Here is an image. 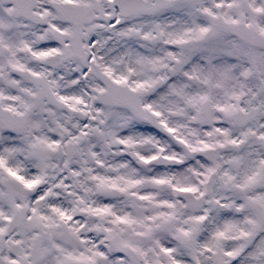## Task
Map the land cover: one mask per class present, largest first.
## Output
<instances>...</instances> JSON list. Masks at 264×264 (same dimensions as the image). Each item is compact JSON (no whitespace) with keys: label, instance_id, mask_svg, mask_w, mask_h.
Returning a JSON list of instances; mask_svg holds the SVG:
<instances>
[{"label":"snow or ice","instance_id":"snow-or-ice-1","mask_svg":"<svg viewBox=\"0 0 264 264\" xmlns=\"http://www.w3.org/2000/svg\"><path fill=\"white\" fill-rule=\"evenodd\" d=\"M0 264H264V0H0Z\"/></svg>","mask_w":264,"mask_h":264}]
</instances>
